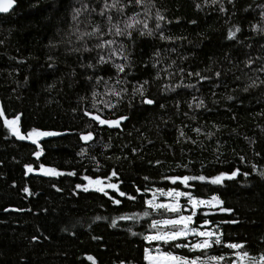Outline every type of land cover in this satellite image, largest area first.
Here are the masks:
<instances>
[{"label":"trees","instance_id":"obj_1","mask_svg":"<svg viewBox=\"0 0 264 264\" xmlns=\"http://www.w3.org/2000/svg\"><path fill=\"white\" fill-rule=\"evenodd\" d=\"M103 4L90 0L96 11L81 19L107 32V18L98 14ZM78 7L80 0H15L14 8L0 15V110L5 114L0 117V264H147L145 248L155 251L159 243L144 239L155 231L152 220L176 216L145 204L154 195L166 200L158 189L195 198L216 195L222 202L199 207L191 224L221 235L224 243L203 252L178 249V255H199L209 264H217L212 256L222 255L220 264H232L235 252L247 251L249 261L260 264L264 0H144L123 14L112 10L121 27L139 13L137 19L148 29L139 27L151 34L133 30L131 38L115 37L123 55L106 64L97 63L98 50H72L82 47L73 32L72 11ZM157 13L164 19L158 20ZM79 29L90 30L83 23ZM101 54L108 59L107 51ZM90 62L95 66L86 67ZM115 64H123L124 71ZM142 84L151 105L134 93ZM86 111L103 119H127L119 126L100 125ZM17 115L22 136L33 128L57 134L35 143L20 139L3 122ZM88 131L92 139L82 140ZM41 165L60 174H46ZM237 168V177L211 183L212 177ZM200 175L206 179L186 184L165 178ZM85 176L115 183L126 195L76 188L85 185ZM186 198L180 197L182 207H189ZM182 207L179 214H192ZM195 239L190 235L184 242ZM227 242L244 248L228 249Z\"/></svg>","mask_w":264,"mask_h":264},{"label":"snow or ice","instance_id":"obj_2","mask_svg":"<svg viewBox=\"0 0 264 264\" xmlns=\"http://www.w3.org/2000/svg\"><path fill=\"white\" fill-rule=\"evenodd\" d=\"M15 0H0V12L7 13L9 9L13 7ZM133 3L135 5L143 6L144 0H128V3L125 4L122 2V0H112L111 3L108 2V0H104L103 6L100 8L99 15L107 18V32L104 31V27L100 24H96L95 26L92 25V22L90 19L82 20L81 17H88L91 15V13L95 12L96 9L94 7L90 6V0H80V7L74 8L72 11V21L75 22L76 27L73 28V32L75 34V38L77 41L80 42L82 47H75L72 50L73 51H84V52H92L94 49L98 50V64H106L109 61H111V57L114 55H123V48L124 46L121 44L119 45V49H117V41L115 37H124L127 36L129 38L133 35V30H138L141 32V35L144 34H151V30H149L147 33H145L139 26L142 24L143 29H148V24L146 21H141L137 19V16H139V13H134L132 16L128 17L124 22L123 26L121 27V24L119 21L114 22V16L111 14L112 10H115L117 13H125V10L132 6ZM157 19L163 20L164 17L159 15L157 13ZM84 24L86 29L85 31H80L79 25ZM159 27V25H157ZM237 31L239 29L237 28ZM229 37H233L235 33L229 32ZM107 36H112V39L106 38ZM161 39H168V37H165L163 34H161ZM94 42L93 47H89V43ZM107 51L109 53L108 59L105 58V55L101 54L103 52ZM127 59V57H125ZM114 63V61H112ZM251 63V61H249ZM85 66V65H82ZM95 65L91 62L86 65V67H94ZM116 69L119 72L124 71V65L123 64H115ZM261 71H264V69H261ZM196 75H199V73H196ZM219 75V73H217ZM100 77H97V80L99 81ZM201 79H206V77H201ZM148 81H144V84H147ZM264 83V81H262ZM253 86H255V82H253ZM247 89H245L246 91ZM138 92L141 95L142 103L145 104H153L154 101L152 99H148L145 95L143 84L137 88L134 89V93ZM117 97L121 95L120 91H116L114 93ZM96 93L93 92V96H95ZM231 98V97H230ZM202 101L199 106H202ZM111 105H107L106 107H110ZM95 107V105H94ZM5 114L3 110H0V117H3ZM85 115H90L92 118L97 121L100 125H109V126H119L121 121H124L127 119L126 116H120L118 119H103L100 115H93L91 112H85ZM20 120V116L17 115L12 119H4V124L10 128L18 138L20 139H29L32 140L33 143L36 142L38 137L41 136H50V135H56L57 133L52 132H42L38 129L33 128L31 131L27 133V136H22L20 127L18 126V122ZM197 132H199V129H196ZM93 137V133L91 131H88L86 134L81 135V139L84 141H90ZM83 152V149H82ZM35 156L39 157L41 155V152L37 151L34 153ZM242 161L245 159L244 157L240 158ZM26 168L29 172L33 170L32 165H26ZM41 168L46 174L51 175H58L60 173L57 172L54 168H44L43 165H41ZM238 173H240V169L237 168L235 170H232L229 173L221 172L220 174L214 176L211 178L212 184H220L225 177L227 176L228 179H232L237 177ZM70 175H76L75 172L69 173ZM245 176L249 175V173H243ZM117 173L113 171L111 173V177H115ZM264 175V173H262ZM109 177V179L111 178ZM166 179H170L173 182L180 181L182 183H188L190 180H199L204 181L206 179L205 176H169L165 177ZM84 179L88 180L89 183L87 185H81L77 184L76 188L83 187L84 191H88L89 187L95 188L96 191L103 193L105 196H108V192L106 189H114L119 191L118 185L115 183H105L103 180L97 178L93 180L91 177L85 176ZM25 192H28L29 189L25 188ZM137 191H140L138 188ZM162 195H167L171 198V202L167 203H157L155 199H148L145 201V204H147L148 208L160 213L163 215L165 212L176 214L175 218H162V219H153L151 223V227L155 230L154 232L145 235L144 239L147 241H155L159 242L157 244V247L155 248V251L153 252L150 247L145 248V255L144 260L147 262V264H209V260L201 259V256L199 255H193L192 257L188 255H178L177 251L178 249H188L190 252H194L195 250H200L201 252L208 250L212 248L214 245H221L224 243L222 241V237L219 234L213 233L212 231H205V230H198L195 226H192L191 222L193 221V216H195L196 210L201 206H209V207H215L216 205H220L222 202L218 199L216 195H213L210 199H197L190 195L189 193L183 192V191H177L175 189H169L167 193H164L163 190L158 189ZM126 193L124 191H119L120 197H125ZM188 197V204L191 206L192 215H180V209L181 205L179 204V198L180 197ZM110 199H113L112 197H109ZM130 200H135V196L128 197ZM113 202L117 205L121 204L120 199H113ZM219 211L221 212H231L232 209L226 208V207H220ZM145 216L150 215L149 211L144 212ZM121 219H128L129 217H120ZM113 225H115L116 221H112ZM203 223L205 225L209 224L210 221L208 219H204ZM164 226V227H161ZM195 237V242L188 243L184 242L189 236ZM35 239V237L33 238ZM161 245H165L166 247H162ZM225 247L228 249L242 250L244 248L243 243H233V242H227L224 244ZM235 256L237 257L236 260L232 262V264H244L245 258L249 257V253L247 251H237L235 252ZM89 260H93L94 258L89 256ZM211 261L217 262V264H220L221 261L224 260V256H212L210 258ZM260 264H264V254L260 256Z\"/></svg>","mask_w":264,"mask_h":264},{"label":"rangeland","instance_id":"obj_3","mask_svg":"<svg viewBox=\"0 0 264 264\" xmlns=\"http://www.w3.org/2000/svg\"><path fill=\"white\" fill-rule=\"evenodd\" d=\"M41 137H43V136H41ZM41 137H38V138H41ZM37 138V139H38ZM93 180H95V179H93ZM105 183H111V182H109V181H106V180H103ZM89 183V181L88 180H86V183H85V185H87ZM89 189H94L95 190V188H93V187H89ZM107 190H114V189H106V191ZM180 191V190H179ZM164 193H167V191L166 192H164ZM159 196H162V197H164V198H166V200H164V199H161V200H159L158 199V195H154L153 196V198L155 199V201L157 202V203H167V202H171V198L169 197V196H167V195H162L161 193L159 194ZM187 197V196H186ZM197 199H205V198H197ZM207 199H210V198H207ZM186 200L188 201V197L186 198ZM179 204L181 205V207H182V201H180V198H179ZM217 206V205H216ZM215 206V207H216ZM200 207H204V208H213V207H209V206H205V205H201ZM188 208H190V210H191V206L189 205V207H182V210H184V211H186V210H189ZM180 215H192V214H188V213H181ZM192 223V222H191ZM154 252V251H153ZM237 259V257H235V259L234 260H236ZM244 264H254L253 262H251V261H249V259L248 258H245V260H244Z\"/></svg>","mask_w":264,"mask_h":264},{"label":"water","instance_id":"obj_4","mask_svg":"<svg viewBox=\"0 0 264 264\" xmlns=\"http://www.w3.org/2000/svg\"><path fill=\"white\" fill-rule=\"evenodd\" d=\"M14 6H15V2H14V4H13V7H12L11 9H9L8 12H10V11L14 8ZM8 12H7V13H8ZM1 14H5V13L0 12V15H1Z\"/></svg>","mask_w":264,"mask_h":264},{"label":"bare ground","instance_id":"obj_5","mask_svg":"<svg viewBox=\"0 0 264 264\" xmlns=\"http://www.w3.org/2000/svg\"><path fill=\"white\" fill-rule=\"evenodd\" d=\"M6 14V13H5Z\"/></svg>","mask_w":264,"mask_h":264}]
</instances>
